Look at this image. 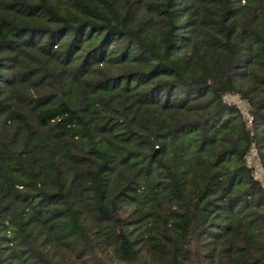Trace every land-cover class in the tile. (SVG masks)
<instances>
[{
    "label": "trees",
    "instance_id": "obj_1",
    "mask_svg": "<svg viewBox=\"0 0 264 264\" xmlns=\"http://www.w3.org/2000/svg\"><path fill=\"white\" fill-rule=\"evenodd\" d=\"M253 145L264 0H0V264H264Z\"/></svg>",
    "mask_w": 264,
    "mask_h": 264
},
{
    "label": "built area",
    "instance_id": "obj_2",
    "mask_svg": "<svg viewBox=\"0 0 264 264\" xmlns=\"http://www.w3.org/2000/svg\"><path fill=\"white\" fill-rule=\"evenodd\" d=\"M223 100L233 106H237L242 109L241 104L245 106V102L242 100L240 94L238 93H228L223 97ZM246 109V106H245ZM243 112H247L243 110ZM249 123H251V119L249 118ZM245 161L249 166L253 168V175L256 179H259L264 186V166L261 160L260 150L257 146L253 145L248 153L245 156Z\"/></svg>",
    "mask_w": 264,
    "mask_h": 264
},
{
    "label": "rangeland",
    "instance_id": "obj_3",
    "mask_svg": "<svg viewBox=\"0 0 264 264\" xmlns=\"http://www.w3.org/2000/svg\"><path fill=\"white\" fill-rule=\"evenodd\" d=\"M241 107H242L243 110H246L247 111V109H245V106H243L242 104H241Z\"/></svg>",
    "mask_w": 264,
    "mask_h": 264
}]
</instances>
